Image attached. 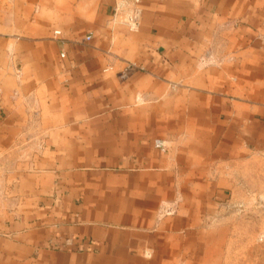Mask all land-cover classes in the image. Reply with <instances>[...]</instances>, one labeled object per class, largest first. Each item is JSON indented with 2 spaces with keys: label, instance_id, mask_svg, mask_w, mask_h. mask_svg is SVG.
Masks as SVG:
<instances>
[{
  "label": "crops",
  "instance_id": "crops-1",
  "mask_svg": "<svg viewBox=\"0 0 264 264\" xmlns=\"http://www.w3.org/2000/svg\"><path fill=\"white\" fill-rule=\"evenodd\" d=\"M258 196L264 0H0V264H227Z\"/></svg>",
  "mask_w": 264,
  "mask_h": 264
},
{
  "label": "rangeland",
  "instance_id": "rangeland-1",
  "mask_svg": "<svg viewBox=\"0 0 264 264\" xmlns=\"http://www.w3.org/2000/svg\"><path fill=\"white\" fill-rule=\"evenodd\" d=\"M258 197L255 203L234 205L236 231L231 233L227 264H264V197Z\"/></svg>",
  "mask_w": 264,
  "mask_h": 264
},
{
  "label": "built area",
  "instance_id": "built-area-1",
  "mask_svg": "<svg viewBox=\"0 0 264 264\" xmlns=\"http://www.w3.org/2000/svg\"><path fill=\"white\" fill-rule=\"evenodd\" d=\"M55 34H60V30H55ZM89 38H90V36L88 35V36L86 37V39H89ZM62 55H64V53H62ZM126 75H127V71H124V72H122V73L120 74L121 78H125ZM155 145H156L159 149H161V150H163V151H166V149H167V144H166V142H165L164 140H162V139H157V140L155 141Z\"/></svg>",
  "mask_w": 264,
  "mask_h": 264
}]
</instances>
